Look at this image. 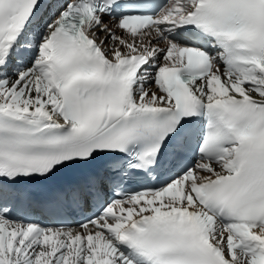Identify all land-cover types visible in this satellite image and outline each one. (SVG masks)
I'll return each instance as SVG.
<instances>
[{
    "label": "snow or ice",
    "instance_id": "obj_1",
    "mask_svg": "<svg viewBox=\"0 0 264 264\" xmlns=\"http://www.w3.org/2000/svg\"><path fill=\"white\" fill-rule=\"evenodd\" d=\"M0 264H264V0H0Z\"/></svg>",
    "mask_w": 264,
    "mask_h": 264
}]
</instances>
